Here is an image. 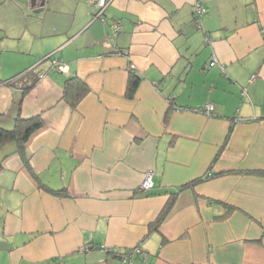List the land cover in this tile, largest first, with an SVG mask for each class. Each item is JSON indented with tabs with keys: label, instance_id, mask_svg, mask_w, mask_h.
Returning <instances> with one entry per match:
<instances>
[{
	"label": "crops",
	"instance_id": "crops-1",
	"mask_svg": "<svg viewBox=\"0 0 264 264\" xmlns=\"http://www.w3.org/2000/svg\"><path fill=\"white\" fill-rule=\"evenodd\" d=\"M8 1L0 127L41 124L0 143V264H264V0Z\"/></svg>",
	"mask_w": 264,
	"mask_h": 264
},
{
	"label": "built area",
	"instance_id": "built-area-1",
	"mask_svg": "<svg viewBox=\"0 0 264 264\" xmlns=\"http://www.w3.org/2000/svg\"><path fill=\"white\" fill-rule=\"evenodd\" d=\"M87 2L95 7V13L93 15L94 18L100 19L104 23H108L104 17L103 11L105 7L107 6L109 0H87ZM205 11H206V8L200 3V1L194 0L193 20L197 28L200 27V18L202 14L205 13ZM108 26L110 29L109 36L113 40L114 35L117 33V31L120 28V22L118 20H112L108 24ZM209 40L210 38H208V41ZM112 50H114L115 52L119 54L127 53L126 49L118 48L116 46H113ZM48 57L50 58L52 68H54L55 70L64 71V72L67 70V64L64 61H62L60 58L51 56V54H49ZM216 62H218L216 56L212 55L207 65L211 66L215 64ZM132 68H134V65L130 64V69ZM44 74H45L44 72H40L39 76H43ZM195 110L203 114H206V115H212L213 105L210 102H206L202 107L197 108ZM208 175H211V173L209 172ZM152 176H153V171L146 170L144 172V177L138 187L140 189H149L153 184ZM116 264H149V262L147 258V253L141 247V245L137 243V244H134L132 246L125 248L122 252H120L119 258Z\"/></svg>",
	"mask_w": 264,
	"mask_h": 264
},
{
	"label": "trees",
	"instance_id": "trees-1",
	"mask_svg": "<svg viewBox=\"0 0 264 264\" xmlns=\"http://www.w3.org/2000/svg\"><path fill=\"white\" fill-rule=\"evenodd\" d=\"M74 79H67L65 83L66 90L69 89L73 80L76 81V83L78 84L77 88L79 89V91H77L71 99L72 104H75L87 91L86 87H82V83L77 78ZM139 79L140 77L138 75H135L134 73L129 74L127 80V95L131 96L134 93L138 85ZM40 124L41 120L38 116L22 117L20 115H17L14 122V126L12 128L0 127V143H5L14 140L18 147H23V144L30 135V133H32L36 128H38ZM163 215L164 214L158 216L156 218L155 223L159 222L164 217Z\"/></svg>",
	"mask_w": 264,
	"mask_h": 264
},
{
	"label": "rangeland",
	"instance_id": "rangeland-1",
	"mask_svg": "<svg viewBox=\"0 0 264 264\" xmlns=\"http://www.w3.org/2000/svg\"><path fill=\"white\" fill-rule=\"evenodd\" d=\"M6 1H8V0H6ZM6 1H4V0H0V8L4 7V6H2V5H3V3H5ZM9 1H10V0H9ZM9 1L6 3V5L10 3ZM23 1H24V2H23L22 4H23L25 7H28V6L31 7V4H30V3H31V0H30V2H28V3H27L25 0H23ZM21 2H22V1H21ZM21 2H20V3H21ZM32 8H34V7H32ZM32 8H30V10H32ZM33 10H34V9H33ZM0 14H3V16H5V14L2 13V12H0Z\"/></svg>",
	"mask_w": 264,
	"mask_h": 264
}]
</instances>
